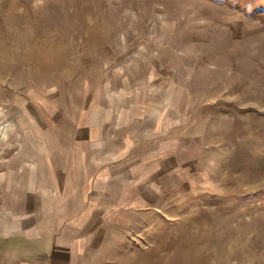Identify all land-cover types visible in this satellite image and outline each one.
I'll use <instances>...</instances> for the list:
<instances>
[{
	"label": "rangeland",
	"instance_id": "1",
	"mask_svg": "<svg viewBox=\"0 0 264 264\" xmlns=\"http://www.w3.org/2000/svg\"><path fill=\"white\" fill-rule=\"evenodd\" d=\"M2 32L1 220L85 217L81 264H264V0H0Z\"/></svg>",
	"mask_w": 264,
	"mask_h": 264
},
{
	"label": "crops",
	"instance_id": "2",
	"mask_svg": "<svg viewBox=\"0 0 264 264\" xmlns=\"http://www.w3.org/2000/svg\"><path fill=\"white\" fill-rule=\"evenodd\" d=\"M61 212L32 211L20 225L15 221L6 223L0 219V231L13 230L12 244L7 249L11 250V254L4 252L0 264H81L87 241L78 235L87 232V222L82 215L84 218L81 220L58 229L53 216H60Z\"/></svg>",
	"mask_w": 264,
	"mask_h": 264
},
{
	"label": "bare ground",
	"instance_id": "3",
	"mask_svg": "<svg viewBox=\"0 0 264 264\" xmlns=\"http://www.w3.org/2000/svg\"><path fill=\"white\" fill-rule=\"evenodd\" d=\"M9 2H10V1H9ZM16 3H17V2H16ZM37 3H38V2H37ZM32 4H33V3H32ZM34 4H36V3H34ZM25 6H26V5H25ZM10 7L12 8L13 5H10ZM22 7H23V6H22ZM16 8H18V7H16ZM8 9H9V8H8ZM21 9H22V8H21ZM27 9H28V8H27ZM27 12H28V11H27ZM44 13H45V12H44ZM43 15H44V14H43ZM29 20H30V19H29ZM33 22H34V21H33ZM38 23H39V22H38ZM29 24H30V23H29ZM15 27H17V26H15ZM1 29H3V28H1ZM19 30H20V29H19ZM21 31H22V30H21ZM53 33H54V32H53ZM32 34H33V33H32ZM48 34H49V33H48ZM1 35H2V36H1ZM29 35H30V34H29ZM53 35H54V34H52V36H53ZM27 36H28V35H27ZM27 36H26V37H27ZM31 36H32V35H31ZM0 37H1V38H4V34H3V32H2V34H0ZM1 38H0V43H1ZM20 38H21V37H20ZM50 38H51V36H50ZM25 39H26V38H25ZM51 39H52V38H51ZM53 39H54V38H53ZM26 40H27V39H26ZM26 40H24V41H26ZM28 40H29V39H28ZM33 40H34V39H32V41H33ZM15 41H16V40H15ZM20 41H21V40H20ZM34 41H35V40H34ZM49 41H50V40H49ZM5 42H6V40H5ZM5 42H4V43H5ZM17 42H18V41H17ZM26 42H27V41H26ZM46 42H47V41H46ZM56 42H57V41H56ZM30 43H31V42H30ZM47 44H48V43H47ZM54 44H55V43H53L52 45H54ZM36 45H37V43H36ZM42 45H44V44H42ZM45 45H46V44H45ZM45 45H44V46H45ZM48 45H49V44H48ZM26 46H28V44H27ZM31 46H32V45H31ZM38 46H39V45H38ZM54 46H55V45H54ZM46 47H47V46H46ZM50 47H51V46H50ZM52 47H53V46H52ZM25 48H26V47H25ZM1 49H3V47H2ZM9 49H10V48H9ZM15 49H16V48H15ZM46 49H47V48H46ZM48 49H49V47H48ZM54 49H55V48L53 47V50H54ZM26 50H27V49H26ZM40 50H41V49H40ZM44 50H45V49H44ZM53 50H52V53L54 52ZM22 51H23V50H22ZM30 51H31V50H30ZM38 51H39V50H37V52H38ZM45 51H46V50H45ZM49 51H50V49H49ZM56 51H57V50H55V52H56ZM16 52H18V51H16ZM37 52H36V53H37ZM19 53H20V52H19ZM22 53H24V52H22ZM47 53H48V52H47ZM20 54H21V53H20ZM40 54H41V52H40ZM48 54H49V53H48ZM15 55H16V54H15ZM22 55H25V53L22 54ZM33 55H36L35 52H33ZM42 55H43V54H42ZM17 56H18V55H17ZM36 56H37V55H36ZM36 56H35V57H36ZM47 56H48V55H47ZM13 57H14V56H13ZM35 57H34V59H35ZM17 59H18V58H17ZM36 59H38V58L36 57ZM36 59H35V60H36ZM10 60H11V59H10ZM13 60H14V59H12V61H13ZM19 60H20V59H19ZM29 60H33V59L30 57ZM53 61H54V60H53ZM58 61H59V60H58ZM60 61H62V60H60ZM7 62H8V61H7ZM29 62H30V61H29ZM29 62H28V63H29ZM11 63H12V62H11ZM11 63H10V64H11ZM26 63H27V62H26ZM26 63H24V64H26ZM44 63H45V62H44ZM56 63H57V62H56ZM7 64H8V63H7ZM34 64H35V63H34ZM32 65H33V64H32ZM39 65H40V64H39ZM51 65H52V64H51ZM55 66H56V65H55ZM39 67H40V66H39ZM52 67H53V66H52ZM31 68H32V67H31ZM31 68H30V69H31ZM46 68H48V67H46ZM54 68H55V67H54ZM5 69H6V68H5ZM40 69H41V68H40ZM44 70H45V68H44ZM5 76H6V75H5ZM244 248H245V247H244ZM227 257H228V256H227ZM260 258H261V257H260ZM250 259H251V258H250ZM252 259L255 260V258H252ZM257 259H258V258H257ZM254 260H253V261H254ZM250 262H251V261H250ZM243 263H245V262H243Z\"/></svg>",
	"mask_w": 264,
	"mask_h": 264
}]
</instances>
